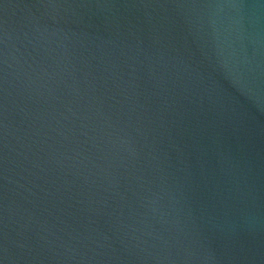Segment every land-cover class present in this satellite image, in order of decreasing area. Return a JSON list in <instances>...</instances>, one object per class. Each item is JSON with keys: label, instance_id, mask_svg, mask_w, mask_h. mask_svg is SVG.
I'll return each instance as SVG.
<instances>
[{"label": "water", "instance_id": "1", "mask_svg": "<svg viewBox=\"0 0 264 264\" xmlns=\"http://www.w3.org/2000/svg\"><path fill=\"white\" fill-rule=\"evenodd\" d=\"M0 264H264V0H0Z\"/></svg>", "mask_w": 264, "mask_h": 264}]
</instances>
